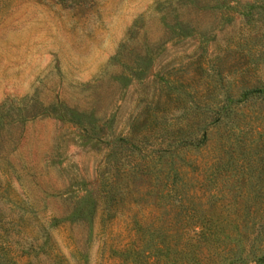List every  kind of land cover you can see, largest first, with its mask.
<instances>
[{"label":"rangeland","instance_id":"374dc122","mask_svg":"<svg viewBox=\"0 0 264 264\" xmlns=\"http://www.w3.org/2000/svg\"><path fill=\"white\" fill-rule=\"evenodd\" d=\"M264 264V0H0V264Z\"/></svg>","mask_w":264,"mask_h":264},{"label":"trees","instance_id":"16d2710c","mask_svg":"<svg viewBox=\"0 0 264 264\" xmlns=\"http://www.w3.org/2000/svg\"><path fill=\"white\" fill-rule=\"evenodd\" d=\"M259 261H260V260L255 259V260H254V264H260Z\"/></svg>","mask_w":264,"mask_h":264}]
</instances>
